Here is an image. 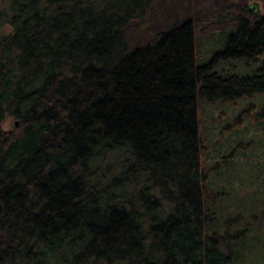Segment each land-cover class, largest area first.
I'll list each match as a JSON object with an SVG mask.
<instances>
[{"label":"trees","instance_id":"trees-1","mask_svg":"<svg viewBox=\"0 0 264 264\" xmlns=\"http://www.w3.org/2000/svg\"><path fill=\"white\" fill-rule=\"evenodd\" d=\"M3 1L0 264H231L246 233L216 231L199 109L264 95V0L131 46L127 23L152 0ZM229 60L257 64L218 69Z\"/></svg>","mask_w":264,"mask_h":264},{"label":"rangeland","instance_id":"rangeland-1","mask_svg":"<svg viewBox=\"0 0 264 264\" xmlns=\"http://www.w3.org/2000/svg\"><path fill=\"white\" fill-rule=\"evenodd\" d=\"M238 1L152 0L143 16L131 18L127 23L125 39L129 46L141 44L154 29L171 27L193 13L209 14L228 2ZM245 2L247 6L256 2V7L251 9L263 12V0ZM4 6L5 2L0 0V9ZM2 29L10 30L6 25ZM224 44L222 33L202 39L198 44L201 60L207 62ZM255 64L229 60L218 69L250 74ZM199 110L203 159L209 168L206 194L218 220L216 231L227 232L230 238L239 230L246 233L244 239L231 245L234 250L231 264H264V95L231 104L202 102ZM12 122L13 118L6 116L2 127L10 129ZM236 216V220L224 226L225 219Z\"/></svg>","mask_w":264,"mask_h":264},{"label":"water","instance_id":"water-1","mask_svg":"<svg viewBox=\"0 0 264 264\" xmlns=\"http://www.w3.org/2000/svg\"><path fill=\"white\" fill-rule=\"evenodd\" d=\"M256 5H257V3L255 2V3H253V5H251V6L249 5V7H250V8H253V7H256ZM256 12H258V11H256ZM15 123H17L16 120H15Z\"/></svg>","mask_w":264,"mask_h":264}]
</instances>
